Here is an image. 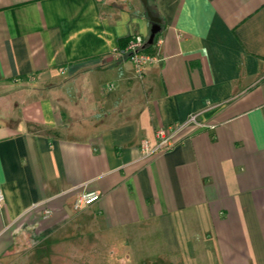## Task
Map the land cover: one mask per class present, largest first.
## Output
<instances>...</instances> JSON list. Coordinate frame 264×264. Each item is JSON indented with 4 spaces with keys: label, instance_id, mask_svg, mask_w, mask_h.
Instances as JSON below:
<instances>
[{
    "label": "crops",
    "instance_id": "obj_1",
    "mask_svg": "<svg viewBox=\"0 0 264 264\" xmlns=\"http://www.w3.org/2000/svg\"><path fill=\"white\" fill-rule=\"evenodd\" d=\"M148 13L159 60L139 78L122 51ZM0 190V264L146 236L264 264V0H0ZM82 192L101 197L76 212Z\"/></svg>",
    "mask_w": 264,
    "mask_h": 264
},
{
    "label": "rangeland",
    "instance_id": "obj_2",
    "mask_svg": "<svg viewBox=\"0 0 264 264\" xmlns=\"http://www.w3.org/2000/svg\"><path fill=\"white\" fill-rule=\"evenodd\" d=\"M111 81V77L102 80L103 85L109 87L113 86ZM98 239L92 252H86L81 246H77L78 250L75 251L74 246L69 244H60L52 250L47 245H37L19 254L11 264H204L200 262L203 255L199 249L189 256L171 257L165 253L161 239L152 236L139 237L136 248L133 246L131 249L120 248L123 241L114 242L110 249H104L101 248L102 238Z\"/></svg>",
    "mask_w": 264,
    "mask_h": 264
},
{
    "label": "built area",
    "instance_id": "obj_3",
    "mask_svg": "<svg viewBox=\"0 0 264 264\" xmlns=\"http://www.w3.org/2000/svg\"><path fill=\"white\" fill-rule=\"evenodd\" d=\"M144 40L139 35H134L129 38L127 41L123 54H126L129 62L133 67V71L135 75L141 78L145 72V70L158 62L159 58L156 55H150L144 53L142 48L144 46ZM189 125H194L197 128L203 127L200 122L197 120V115H191L183 124H176L168 128H160L155 132V146L150 147L147 141L142 142L141 144V152L144 156H149L152 154L163 153L169 149H171L174 145L175 136L183 130L185 127ZM100 194L98 192H82L76 198L73 209L78 212L90 206L91 204L97 202L100 199ZM4 207V195L0 190V211ZM52 215L51 210L45 209L43 212V219H48Z\"/></svg>",
    "mask_w": 264,
    "mask_h": 264
},
{
    "label": "water",
    "instance_id": "obj_4",
    "mask_svg": "<svg viewBox=\"0 0 264 264\" xmlns=\"http://www.w3.org/2000/svg\"><path fill=\"white\" fill-rule=\"evenodd\" d=\"M141 2L147 8V0H141ZM148 16H149V18L153 24H152L151 29H150V35H149V38L147 40V45H152L155 37L160 32V27H159V20L154 18L150 13H148Z\"/></svg>",
    "mask_w": 264,
    "mask_h": 264
},
{
    "label": "trees",
    "instance_id": "obj_5",
    "mask_svg": "<svg viewBox=\"0 0 264 264\" xmlns=\"http://www.w3.org/2000/svg\"><path fill=\"white\" fill-rule=\"evenodd\" d=\"M156 43H157V36L155 37L154 42H153L152 45H147V44L144 45V47H143L144 51L147 54L154 55L155 54V50H153V48L156 45Z\"/></svg>",
    "mask_w": 264,
    "mask_h": 264
}]
</instances>
